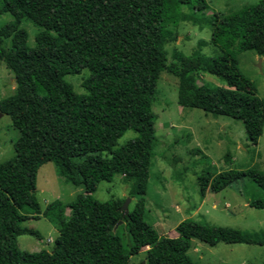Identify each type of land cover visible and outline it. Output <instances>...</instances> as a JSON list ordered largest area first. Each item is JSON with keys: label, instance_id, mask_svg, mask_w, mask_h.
Here are the masks:
<instances>
[{"label": "trees", "instance_id": "trees-1", "mask_svg": "<svg viewBox=\"0 0 264 264\" xmlns=\"http://www.w3.org/2000/svg\"><path fill=\"white\" fill-rule=\"evenodd\" d=\"M2 1L0 14L9 13L14 21L0 28V61L14 72L18 88L0 101V111L10 116L20 135L15 157L0 163V264H129L130 256L145 248L147 264H197L188 254L192 239L210 246H264V240L240 229L186 219L176 226V237H167L146 221L157 143L152 104L159 76L169 69L164 49L167 0ZM174 1L192 5L195 11L209 9L207 0ZM24 19L43 28L34 47L27 45L28 33L19 28ZM211 38L221 52L218 57L180 56L173 64L178 103L242 121L249 141L258 145L264 99L240 70L238 55L252 51L264 56V0L230 15L215 13ZM84 69L90 75L82 84L86 93L79 94L67 77ZM203 73L225 86L199 84ZM128 130L137 137L113 149ZM97 150L111 156L93 153ZM86 152L90 154L78 158ZM75 153L69 168L65 156ZM48 162L67 183L83 185L84 192L50 213L59 231L52 250L21 251L19 236L40 237L21 224L41 215L37 173ZM116 175L130 183L129 197L139 198L124 218V200L102 202L93 196L101 182H112ZM212 175L206 169L198 177L202 196L210 190ZM245 178L262 193L249 205L264 209V172L232 169L227 175L229 183ZM120 220L132 239L128 253L113 231Z\"/></svg>", "mask_w": 264, "mask_h": 264}, {"label": "rangeland", "instance_id": "rangeland-1", "mask_svg": "<svg viewBox=\"0 0 264 264\" xmlns=\"http://www.w3.org/2000/svg\"><path fill=\"white\" fill-rule=\"evenodd\" d=\"M167 1L169 14L165 18L164 49L169 69L159 76L152 104L153 112L157 115V143L153 147L147 186L146 221L154 226L159 235L167 237H176V226L183 220L191 219L210 226L240 229L256 239L264 240V209L249 205L262 196L261 191L248 178L234 183H229L227 179L232 169L253 168L264 172V127L258 145H252L242 121L180 106L179 80L172 71L173 64L179 63L180 56L213 58L221 54L211 42L215 13L230 15L260 0H207L209 9L203 11H195L189 4ZM2 5L3 1L0 0V9ZM13 21L11 14H0V28ZM19 28L28 33L27 45L34 47L36 35L43 28L26 19ZM6 46L12 47L10 39ZM238 64L242 73L255 84L258 95L264 99V56L252 51L242 52L238 55ZM89 75L90 72L84 69L78 75H69L67 81L77 93H86L82 84ZM198 83L211 87L225 86L219 78L204 73ZM17 88L14 72L0 61V101L12 96ZM19 135L10 116L0 111V163L15 157L14 145ZM136 137V132L126 131L113 149ZM93 153H100L104 158L111 156L102 150ZM78 154L65 156L69 168H72ZM89 154L86 152L78 158ZM206 169L213 175L210 190L202 196L198 177ZM129 190L130 183L125 182L123 175H116L112 182H101L93 196L102 202L124 200L125 203L130 198ZM83 192V185L76 187L64 181L53 162L42 165L37 173L36 186L41 215L38 219L21 224L37 231L40 237L21 235L17 238L18 248L31 253L41 249L52 250L59 231L50 221V213L64 209L76 195ZM130 199L128 208L132 211L139 198ZM65 212L69 214L66 208ZM116 232L128 253L132 239L126 223L120 224ZM146 252L147 248L130 256L129 264H147ZM188 254L197 264H264V246L259 245L219 243L210 246L192 239Z\"/></svg>", "mask_w": 264, "mask_h": 264}, {"label": "water", "instance_id": "water-1", "mask_svg": "<svg viewBox=\"0 0 264 264\" xmlns=\"http://www.w3.org/2000/svg\"><path fill=\"white\" fill-rule=\"evenodd\" d=\"M130 200H131V199L129 198V199H128V200L122 205V207H121V209H122V211H123V218L129 215V212H130V211H129L128 206H129ZM122 223H123V220L118 221L117 224L114 226L113 231L116 232L117 228H118L119 225L122 224Z\"/></svg>", "mask_w": 264, "mask_h": 264}, {"label": "built area", "instance_id": "built-area-1", "mask_svg": "<svg viewBox=\"0 0 264 264\" xmlns=\"http://www.w3.org/2000/svg\"><path fill=\"white\" fill-rule=\"evenodd\" d=\"M50 241V240H49Z\"/></svg>", "mask_w": 264, "mask_h": 264}]
</instances>
